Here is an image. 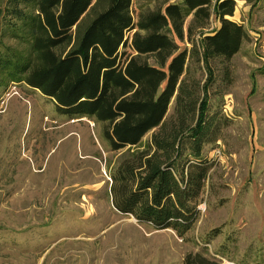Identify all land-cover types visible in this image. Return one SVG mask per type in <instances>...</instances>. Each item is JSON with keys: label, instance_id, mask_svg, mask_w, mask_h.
I'll return each mask as SVG.
<instances>
[{"label": "trees", "instance_id": "trees-1", "mask_svg": "<svg viewBox=\"0 0 264 264\" xmlns=\"http://www.w3.org/2000/svg\"><path fill=\"white\" fill-rule=\"evenodd\" d=\"M236 1L0 0V88L25 84L67 118L100 125L106 148L123 150L109 171L113 208L187 240L214 165L204 147L219 139L213 62L247 37L230 19ZM211 20L219 27L208 31ZM182 264L221 261L202 245Z\"/></svg>", "mask_w": 264, "mask_h": 264}, {"label": "rangeland", "instance_id": "rangeland-1", "mask_svg": "<svg viewBox=\"0 0 264 264\" xmlns=\"http://www.w3.org/2000/svg\"><path fill=\"white\" fill-rule=\"evenodd\" d=\"M230 19L247 37L213 62L208 113L219 139L204 147L214 165L187 240L113 208L109 171L123 150L106 148L100 125L67 118L25 84L0 88V264H182L202 245L221 264H264V0L236 1Z\"/></svg>", "mask_w": 264, "mask_h": 264}, {"label": "crops", "instance_id": "crops-1", "mask_svg": "<svg viewBox=\"0 0 264 264\" xmlns=\"http://www.w3.org/2000/svg\"><path fill=\"white\" fill-rule=\"evenodd\" d=\"M238 1V0H237ZM239 2H241V0H239ZM78 119H81V118H78Z\"/></svg>", "mask_w": 264, "mask_h": 264}]
</instances>
